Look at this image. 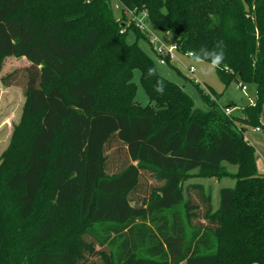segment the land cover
Wrapping results in <instances>:
<instances>
[{
    "label": "trees",
    "instance_id": "16d2710c",
    "mask_svg": "<svg viewBox=\"0 0 264 264\" xmlns=\"http://www.w3.org/2000/svg\"><path fill=\"white\" fill-rule=\"evenodd\" d=\"M121 4L123 14L147 9L149 22L180 52L216 50L222 41L225 58L215 67L221 83L254 86V103L231 116L217 103L212 113L192 109V98L178 86L159 73L147 75L156 67L138 44L147 38L131 25L137 41L127 43L129 31L121 33L111 0H0V67L9 57L29 62L3 80L27 96L19 130L26 131L28 153L7 183L19 195L22 220L33 213L44 175L52 176L47 213L29 242H47L59 210L79 205L76 252L41 249L8 264H264V175L245 139L249 127L264 131V0ZM99 46L88 74L72 80ZM135 70L158 111L131 106ZM102 75L124 82L99 89ZM158 79L163 94L155 90ZM206 117L211 126L199 122ZM114 141L125 157L115 171L108 166ZM225 166L237 172L228 174L233 185L218 190L215 207L211 190L188 178L194 171L217 176ZM146 174L157 186L141 204ZM4 260L0 250V264Z\"/></svg>",
    "mask_w": 264,
    "mask_h": 264
},
{
    "label": "rangeland",
    "instance_id": "374dc122",
    "mask_svg": "<svg viewBox=\"0 0 264 264\" xmlns=\"http://www.w3.org/2000/svg\"><path fill=\"white\" fill-rule=\"evenodd\" d=\"M113 13L115 21L124 26L123 31L126 34L131 27L124 20L123 12L116 11ZM149 24L155 37H157V45L155 46L171 44L169 35L159 32L151 21ZM140 33L143 37L147 38V40H140L138 42L140 49L148 57L153 58L160 76L178 86L192 98L194 102V108L192 109L196 108L206 113H212L215 109V103L221 109L225 108L231 102L239 106L254 103L256 97V89L254 86L233 82L229 87H225L217 75L215 66L210 65L208 62H202L200 64L193 63L185 56L188 52H180L177 60L169 66L159 65L153 53L150 35H146L141 31ZM126 41L128 44H133L137 41L134 32H128ZM101 49V46L96 48L94 54H92V58L80 64V69L71 75L72 80L88 74L87 70L89 69L90 63ZM28 65L29 62L25 58L9 57L3 60L0 67V250L5 257V264H8V258L10 257L11 262L15 261V259L17 260L18 257L25 259L41 249L76 252L79 247L77 237L79 230V205L76 201L71 202L67 207L59 210L56 225L51 238L47 242L42 245H34L29 242L30 235L37 229L47 213V196L52 184L51 171H48L44 175L43 187L37 194L33 213L26 220H22L19 215L21 207L18 202L19 195L7 188L8 179L17 169L25 165L29 140L26 131L19 130L22 121H24L27 107V96L25 95L24 89L20 86H7L3 80L8 75ZM191 67L194 68V73L189 72V68ZM206 69L207 71H205ZM133 72L134 77H132V80L136 85V96L132 98L131 106L140 107L141 109L150 107L154 112L158 111L156 104L149 102L147 93L140 82V72L138 70ZM108 76L105 78L103 75L101 76L98 84L99 89L104 82L112 85L110 88L114 90L124 82L122 79H112ZM242 86L247 88V93L243 92ZM201 91L208 97L210 102L209 106L205 104L200 93ZM98 93L102 92L98 91ZM137 113L143 114V111L140 110ZM260 121L264 126V107ZM199 122L210 126L212 125L208 117L199 120ZM245 139L256 150L257 172L260 175H264V131L257 132L255 127H249L245 131ZM123 151L124 149L116 141L110 144L108 148V166L110 169L116 168L118 164L124 162L125 157L123 156ZM113 170L115 171L116 169ZM224 170L217 176L194 171L188 178L189 183H203L206 189L211 190L215 207L219 204L218 190L221 187L233 185V180L228 174L237 172V168L229 166H225ZM156 186L157 183L151 179L150 174H146L137 194L139 203L143 204L145 199L149 197L152 189ZM191 192L192 196L198 199L197 192H193L192 190ZM4 237L7 240V249L2 247Z\"/></svg>",
    "mask_w": 264,
    "mask_h": 264
},
{
    "label": "built area",
    "instance_id": "2783aa9c",
    "mask_svg": "<svg viewBox=\"0 0 264 264\" xmlns=\"http://www.w3.org/2000/svg\"><path fill=\"white\" fill-rule=\"evenodd\" d=\"M112 7L114 11H123V6L121 4V0H111ZM124 14L127 16V22L131 26H135L136 29L140 30L146 35H150V43L153 46V53L156 58V62L159 63L161 66L171 65L174 63V61L177 60V56L180 52L179 46L175 43H172L170 45H164L161 44L159 46L157 45V37H155L154 32L151 30V25L149 24V14L146 10H143L141 12H135V11H128L125 10ZM153 32V33H152ZM122 34L124 31L122 30ZM155 46V47H154ZM186 58L189 59L187 54H185ZM194 68H189L190 73H194ZM242 90L244 93H247V88L242 86ZM249 101H251L249 99ZM250 105H253L251 103ZM243 110L242 106H236V107H225L223 109L224 113L227 116H231L234 113H238ZM257 132H259V129H256Z\"/></svg>",
    "mask_w": 264,
    "mask_h": 264
},
{
    "label": "clouds",
    "instance_id": "9594fccd",
    "mask_svg": "<svg viewBox=\"0 0 264 264\" xmlns=\"http://www.w3.org/2000/svg\"><path fill=\"white\" fill-rule=\"evenodd\" d=\"M90 2V0H88ZM223 42H219L216 46V50H208L206 48H201L199 51H189L187 53V56L189 59L195 63L200 64L202 62H208L210 65L219 67L223 61H224V50H223ZM207 71V69L205 70ZM148 76H157L158 70L156 67H150L147 71ZM158 93L163 94L164 93V85L163 81L158 79L157 80V87L155 89Z\"/></svg>",
    "mask_w": 264,
    "mask_h": 264
},
{
    "label": "crops",
    "instance_id": "0c3cea01",
    "mask_svg": "<svg viewBox=\"0 0 264 264\" xmlns=\"http://www.w3.org/2000/svg\"><path fill=\"white\" fill-rule=\"evenodd\" d=\"M152 58V57H151ZM153 59V58H152ZM175 65V64H174ZM236 104V103H235ZM239 106V105H238Z\"/></svg>",
    "mask_w": 264,
    "mask_h": 264
}]
</instances>
